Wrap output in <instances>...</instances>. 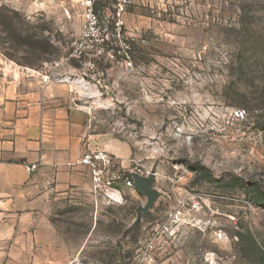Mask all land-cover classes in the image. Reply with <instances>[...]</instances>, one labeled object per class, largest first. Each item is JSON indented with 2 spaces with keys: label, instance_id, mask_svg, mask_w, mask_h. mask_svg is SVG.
<instances>
[{
  "label": "rangeland",
  "instance_id": "rangeland-1",
  "mask_svg": "<svg viewBox=\"0 0 264 264\" xmlns=\"http://www.w3.org/2000/svg\"><path fill=\"white\" fill-rule=\"evenodd\" d=\"M77 2L0 0V58L62 79L86 150L126 147L160 193L136 223L137 192L71 212L81 262L264 264V0H143L119 39L105 0L103 48Z\"/></svg>",
  "mask_w": 264,
  "mask_h": 264
},
{
  "label": "crops",
  "instance_id": "crops-1",
  "mask_svg": "<svg viewBox=\"0 0 264 264\" xmlns=\"http://www.w3.org/2000/svg\"><path fill=\"white\" fill-rule=\"evenodd\" d=\"M41 77L0 58V264H83L82 245L71 244V212L89 203L113 208L135 191L121 186L116 202L93 192L87 167L77 164L91 146L85 113L69 85H45ZM103 149L130 170L126 147L122 154L112 143Z\"/></svg>",
  "mask_w": 264,
  "mask_h": 264
},
{
  "label": "built area",
  "instance_id": "built-area-1",
  "mask_svg": "<svg viewBox=\"0 0 264 264\" xmlns=\"http://www.w3.org/2000/svg\"><path fill=\"white\" fill-rule=\"evenodd\" d=\"M100 2H105V0H78L77 2L82 18L81 45L95 42L103 48L106 44L107 39L101 34L99 17L95 12ZM133 4L134 0H112V16L107 23L111 26V36L113 38L119 39L121 37L124 25L122 17L125 15L127 8L133 6ZM101 10L104 15V9L101 8ZM41 81L46 85L51 82H62V79H58L52 74H44L41 77ZM129 163H133V160H130ZM77 164L87 167L93 192L102 194L113 202L117 201L113 194L119 193L121 186L134 190L131 178L132 173L139 176L148 174L133 168L128 170V172L123 171L114 158L102 149L86 150L78 159ZM28 170L29 172L34 171L35 166H29Z\"/></svg>",
  "mask_w": 264,
  "mask_h": 264
},
{
  "label": "water",
  "instance_id": "water-1",
  "mask_svg": "<svg viewBox=\"0 0 264 264\" xmlns=\"http://www.w3.org/2000/svg\"><path fill=\"white\" fill-rule=\"evenodd\" d=\"M133 181V189L139 195L145 198V204L136 209V217L133 223L140 220L141 216L147 214L153 208L155 202L160 196V193L154 188L155 175L148 173L146 176H139L135 173L131 174Z\"/></svg>",
  "mask_w": 264,
  "mask_h": 264
}]
</instances>
